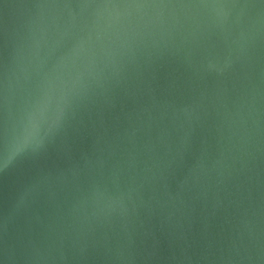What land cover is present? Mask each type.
Listing matches in <instances>:
<instances>
[{"label": "water", "instance_id": "1", "mask_svg": "<svg viewBox=\"0 0 264 264\" xmlns=\"http://www.w3.org/2000/svg\"><path fill=\"white\" fill-rule=\"evenodd\" d=\"M0 264H264V0H0Z\"/></svg>", "mask_w": 264, "mask_h": 264}, {"label": "clouds", "instance_id": "2", "mask_svg": "<svg viewBox=\"0 0 264 264\" xmlns=\"http://www.w3.org/2000/svg\"><path fill=\"white\" fill-rule=\"evenodd\" d=\"M35 133H36L35 125L31 126V130L25 129L23 143L27 145L29 143V140L34 137Z\"/></svg>", "mask_w": 264, "mask_h": 264}]
</instances>
